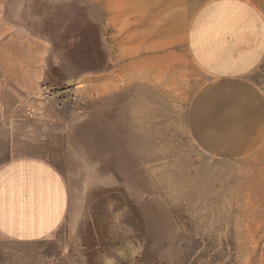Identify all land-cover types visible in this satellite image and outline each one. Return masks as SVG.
I'll return each mask as SVG.
<instances>
[{
  "label": "rangeland",
  "instance_id": "1",
  "mask_svg": "<svg viewBox=\"0 0 264 264\" xmlns=\"http://www.w3.org/2000/svg\"><path fill=\"white\" fill-rule=\"evenodd\" d=\"M105 30L97 0H0V169L42 161L69 194L51 237L0 233V264H264V151H202L185 50L147 67Z\"/></svg>",
  "mask_w": 264,
  "mask_h": 264
},
{
  "label": "crops",
  "instance_id": "2",
  "mask_svg": "<svg viewBox=\"0 0 264 264\" xmlns=\"http://www.w3.org/2000/svg\"><path fill=\"white\" fill-rule=\"evenodd\" d=\"M97 3L116 54L149 67L182 47L206 78L189 109L190 133L202 151L220 161L264 151V91L252 80L264 65V9L255 0ZM68 205L67 185L53 166L20 159L0 169V233L6 238L51 237Z\"/></svg>",
  "mask_w": 264,
  "mask_h": 264
},
{
  "label": "water",
  "instance_id": "3",
  "mask_svg": "<svg viewBox=\"0 0 264 264\" xmlns=\"http://www.w3.org/2000/svg\"><path fill=\"white\" fill-rule=\"evenodd\" d=\"M68 83L70 84V83H72V81H69Z\"/></svg>",
  "mask_w": 264,
  "mask_h": 264
}]
</instances>
